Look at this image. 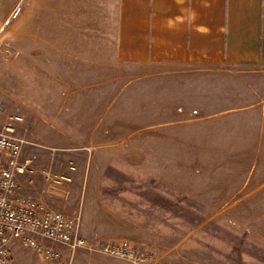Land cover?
I'll list each match as a JSON object with an SVG mask.
<instances>
[{
    "label": "rangeland",
    "instance_id": "rangeland-1",
    "mask_svg": "<svg viewBox=\"0 0 264 264\" xmlns=\"http://www.w3.org/2000/svg\"><path fill=\"white\" fill-rule=\"evenodd\" d=\"M65 1L0 0V128L22 118L20 189L79 214L84 237H123L148 252L137 226L162 229L156 210L169 204L173 229L152 237L176 245L150 264H264L263 77L119 65L87 0ZM14 243L0 264L52 263Z\"/></svg>",
    "mask_w": 264,
    "mask_h": 264
},
{
    "label": "crops",
    "instance_id": "crops-1",
    "mask_svg": "<svg viewBox=\"0 0 264 264\" xmlns=\"http://www.w3.org/2000/svg\"><path fill=\"white\" fill-rule=\"evenodd\" d=\"M59 2L62 7L66 4L65 0ZM87 2V12H97L107 28L106 34L114 37L112 57L119 65L165 67L176 69L178 73L198 72L202 74L199 78L205 79L219 77L248 82L263 77L261 82H264V0ZM62 7L58 13L66 15ZM73 50L77 52L79 49L74 47ZM67 51L74 52L56 48V52ZM73 58L79 60L80 57ZM19 190L27 194L20 186ZM156 211L165 219L160 220L162 229L153 232L137 226L140 228L137 234L142 246L169 259L171 256L167 255L166 249L174 248L176 242L168 239L161 242L152 236L168 235L163 229H173L174 208L163 204ZM14 244L11 243V250ZM63 254L67 255L65 249ZM172 258L181 260L184 257ZM72 264L106 263L95 252L79 249L73 254Z\"/></svg>",
    "mask_w": 264,
    "mask_h": 264
},
{
    "label": "built area",
    "instance_id": "built-area-1",
    "mask_svg": "<svg viewBox=\"0 0 264 264\" xmlns=\"http://www.w3.org/2000/svg\"><path fill=\"white\" fill-rule=\"evenodd\" d=\"M21 119L17 115L9 116L0 128V262L10 259L11 243L17 240L31 248L38 259L53 264H72L73 254L79 249L131 264L156 262L153 253L127 238L87 239L80 232L79 214L48 207L41 200L20 192L17 175L28 164L21 160L25 140L15 134L14 122ZM44 176L49 179V171L44 172Z\"/></svg>",
    "mask_w": 264,
    "mask_h": 264
}]
</instances>
